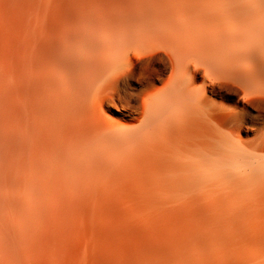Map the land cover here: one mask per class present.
I'll use <instances>...</instances> for the list:
<instances>
[{"label": "bare ground", "instance_id": "obj_1", "mask_svg": "<svg viewBox=\"0 0 264 264\" xmlns=\"http://www.w3.org/2000/svg\"><path fill=\"white\" fill-rule=\"evenodd\" d=\"M0 264H264V0H0Z\"/></svg>", "mask_w": 264, "mask_h": 264}]
</instances>
